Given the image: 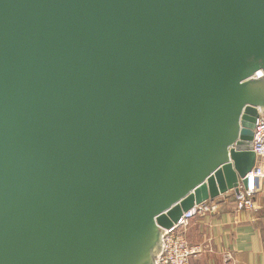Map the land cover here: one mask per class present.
<instances>
[{
    "label": "water",
    "instance_id": "95a60500",
    "mask_svg": "<svg viewBox=\"0 0 264 264\" xmlns=\"http://www.w3.org/2000/svg\"><path fill=\"white\" fill-rule=\"evenodd\" d=\"M259 111L264 0H0V264H155Z\"/></svg>",
    "mask_w": 264,
    "mask_h": 264
},
{
    "label": "crops",
    "instance_id": "0c3cea01",
    "mask_svg": "<svg viewBox=\"0 0 264 264\" xmlns=\"http://www.w3.org/2000/svg\"><path fill=\"white\" fill-rule=\"evenodd\" d=\"M215 215L196 217L185 237L201 252L190 264H264V179L255 198L256 210L233 207V200L220 198Z\"/></svg>",
    "mask_w": 264,
    "mask_h": 264
},
{
    "label": "built area",
    "instance_id": "2783aa9c",
    "mask_svg": "<svg viewBox=\"0 0 264 264\" xmlns=\"http://www.w3.org/2000/svg\"><path fill=\"white\" fill-rule=\"evenodd\" d=\"M252 144L256 164L247 174L249 180L247 189L245 191L240 189V194L230 192L184 212L173 227L162 233L161 249L156 255L155 264H190L191 258L199 254L201 248L191 245L185 237V232L196 217L205 214L215 215L220 209L221 197L232 199L233 207L237 210L245 212L256 210L255 198L259 193L261 180L264 179V111H259Z\"/></svg>",
    "mask_w": 264,
    "mask_h": 264
},
{
    "label": "bare ground",
    "instance_id": "6f19581e",
    "mask_svg": "<svg viewBox=\"0 0 264 264\" xmlns=\"http://www.w3.org/2000/svg\"><path fill=\"white\" fill-rule=\"evenodd\" d=\"M257 79V77H255Z\"/></svg>",
    "mask_w": 264,
    "mask_h": 264
},
{
    "label": "rangeland",
    "instance_id": "374dc122",
    "mask_svg": "<svg viewBox=\"0 0 264 264\" xmlns=\"http://www.w3.org/2000/svg\"><path fill=\"white\" fill-rule=\"evenodd\" d=\"M232 197H233V195H232Z\"/></svg>",
    "mask_w": 264,
    "mask_h": 264
}]
</instances>
